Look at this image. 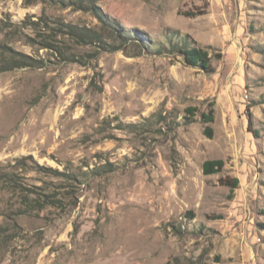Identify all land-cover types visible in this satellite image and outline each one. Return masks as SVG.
I'll return each instance as SVG.
<instances>
[{"label":"rangeland","instance_id":"1","mask_svg":"<svg viewBox=\"0 0 264 264\" xmlns=\"http://www.w3.org/2000/svg\"><path fill=\"white\" fill-rule=\"evenodd\" d=\"M0 264H264V0H0Z\"/></svg>","mask_w":264,"mask_h":264},{"label":"trees","instance_id":"2","mask_svg":"<svg viewBox=\"0 0 264 264\" xmlns=\"http://www.w3.org/2000/svg\"><path fill=\"white\" fill-rule=\"evenodd\" d=\"M69 34L76 35L77 31L75 28H70ZM86 33V32H85ZM91 34L86 33V35H83V37L89 38ZM103 44V43H101ZM184 45V44H183ZM178 52L183 57V60L185 64L188 67L197 68L199 70H202L206 73H213V66H212V58L210 57V54L205 49L199 48V47H188V46H181L178 48ZM215 104H211V110L208 114L203 115L204 122L206 124L214 123L215 121V110H214ZM189 111H195L194 109H190ZM204 134L212 139L214 136V130L212 127L208 126L204 130ZM24 160H30L32 163L35 164V168L39 169L40 171L43 169L38 163H36L33 158L28 157L26 159H22L21 162L24 163ZM224 161L222 160H209L206 161L204 164V174L206 176L215 175L220 173L224 169ZM7 174H3L2 181L3 184L5 182V185H8L9 188H13L14 190L18 188V186L15 184V181L12 180L10 177L6 176ZM239 179L233 178L230 182H227L226 185L231 188L232 194L236 189L239 187ZM38 203V202H37Z\"/></svg>","mask_w":264,"mask_h":264}]
</instances>
